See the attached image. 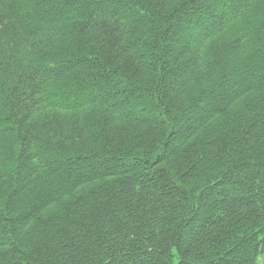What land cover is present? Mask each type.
Listing matches in <instances>:
<instances>
[{
    "label": "trees",
    "instance_id": "trees-1",
    "mask_svg": "<svg viewBox=\"0 0 264 264\" xmlns=\"http://www.w3.org/2000/svg\"><path fill=\"white\" fill-rule=\"evenodd\" d=\"M264 0H0V264H260Z\"/></svg>",
    "mask_w": 264,
    "mask_h": 264
},
{
    "label": "rangeland",
    "instance_id": "rangeland-1",
    "mask_svg": "<svg viewBox=\"0 0 264 264\" xmlns=\"http://www.w3.org/2000/svg\"><path fill=\"white\" fill-rule=\"evenodd\" d=\"M260 264H264V256L261 258Z\"/></svg>",
    "mask_w": 264,
    "mask_h": 264
}]
</instances>
